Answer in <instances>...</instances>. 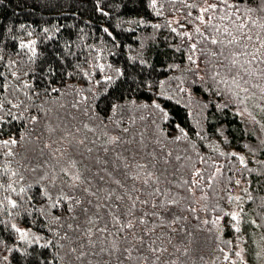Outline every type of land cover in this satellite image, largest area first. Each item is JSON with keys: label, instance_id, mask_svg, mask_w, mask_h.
Masks as SVG:
<instances>
[{"label": "trees", "instance_id": "1", "mask_svg": "<svg viewBox=\"0 0 264 264\" xmlns=\"http://www.w3.org/2000/svg\"><path fill=\"white\" fill-rule=\"evenodd\" d=\"M260 232L264 0H0V264H252Z\"/></svg>", "mask_w": 264, "mask_h": 264}, {"label": "rangeland", "instance_id": "2", "mask_svg": "<svg viewBox=\"0 0 264 264\" xmlns=\"http://www.w3.org/2000/svg\"><path fill=\"white\" fill-rule=\"evenodd\" d=\"M205 21V18H203V22ZM202 22V23H203ZM238 188L236 187V190H234L231 194V200L229 206V213H237L239 210V195H238ZM229 202V200H227ZM258 238L253 239L254 243V257H253V263L252 264H264V233L260 232L258 233ZM256 237V236H255ZM235 245L232 246V249H234L236 256H231L230 258H227V263L230 264H246V260H244V257L242 256L243 249L241 248V245L239 241L235 240ZM253 249V246H252ZM239 253V255H237Z\"/></svg>", "mask_w": 264, "mask_h": 264}, {"label": "snow or ice", "instance_id": "3", "mask_svg": "<svg viewBox=\"0 0 264 264\" xmlns=\"http://www.w3.org/2000/svg\"><path fill=\"white\" fill-rule=\"evenodd\" d=\"M152 5L155 6V0H152ZM211 7H216V5H212ZM202 11H203V12H207L208 9L205 8V9H203ZM200 19H201L202 22H203V18L200 17ZM156 27H159V25H156ZM240 28H243V25H240ZM173 31H175V29H173ZM197 31H199V29H197ZM224 31H227V29L225 28ZM184 35H188V33H185ZM234 42H235V41L233 40V41H229L228 43H234ZM211 43H212V44H217L218 41H217L216 39H212ZM221 43H223V42L221 41ZM30 44L34 45V44H35V41H31ZM27 46H28V45H24V44L21 45V47H27ZM195 47H196V45H192V48H193V49H195ZM33 52H34V50H33ZM34 54H35V53H34ZM189 60H192V57H191V56H189ZM193 63H195V61H193ZM232 64H233V66H235V65L237 64V61H236V60H233V61H232ZM231 70H232V69L229 68V71H231ZM234 82H235V80H234ZM156 107H159V105H156ZM3 143L7 144V143H9V141H4ZM11 143L14 144L15 141H11ZM233 155H235V154L233 153ZM240 159H241V163H243V157H241ZM62 171H65V172H66V170H64V169H62ZM72 179H73V182H74V184H73V186H74V185H75V182L80 181V176H79V174L73 176ZM117 183H119V181H117ZM145 183H147V181H145ZM85 191H87V189H85ZM8 203L11 205L12 208L17 207L15 201L9 200ZM76 203L78 204L79 201H76ZM89 203H91V201H89ZM54 206H55V205H54ZM69 211H72V209L69 208ZM85 211H87V209H85ZM231 216H232V219H233V220H237V219H238V213H232ZM114 220H116V222L119 223L118 218L114 217ZM141 223H143V221H141ZM12 227H13L17 232H19V233L21 234V235H20V239H21V240H24V239L27 238V236H28V232L23 231V230L17 228L16 225H13ZM125 227H129V228H130V227H132V225H131V224H128V225H125ZM69 228H71V225H69ZM98 230L101 231V232L106 231V229H98ZM122 230H123V228H121V231H122ZM236 230L239 231V228H237ZM101 251H103V249H101ZM237 255H239V253H237ZM4 259H7V257H5Z\"/></svg>", "mask_w": 264, "mask_h": 264}]
</instances>
